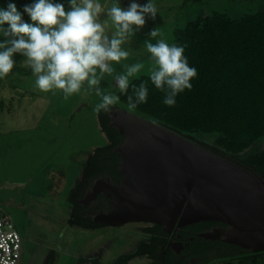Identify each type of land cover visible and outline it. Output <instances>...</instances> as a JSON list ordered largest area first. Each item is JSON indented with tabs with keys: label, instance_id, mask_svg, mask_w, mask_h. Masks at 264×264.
I'll use <instances>...</instances> for the list:
<instances>
[{
	"label": "rangeland",
	"instance_id": "obj_1",
	"mask_svg": "<svg viewBox=\"0 0 264 264\" xmlns=\"http://www.w3.org/2000/svg\"><path fill=\"white\" fill-rule=\"evenodd\" d=\"M34 0H0V9L14 3L26 23H33L23 11ZM70 10V0H53ZM133 0H118L127 8ZM144 5L149 0H135ZM105 8L113 0H100ZM157 8L156 18L146 17L145 26L122 45L130 51L123 64L137 62L145 65L139 77L148 75L150 54L144 41L156 27L168 43L175 40V30L189 21L214 12L232 17L253 12L264 0H152ZM107 19L102 13L100 20ZM8 24L0 25L7 29ZM109 28L111 25L109 22ZM109 30L108 35L111 36ZM0 34H3L0 32ZM156 39H159L157 37ZM155 43V39H152ZM21 60L22 71L6 76L0 89V209L7 211L22 236L23 254L18 264H44L50 251L56 253L55 264H76L80 258H97L109 264L121 254L132 252L135 243L145 236L139 227L142 221L102 224L96 228L71 226L73 187L81 176L84 162L96 147L107 143L101 129L99 113L94 111L100 97L75 94L63 99L59 90L41 92L35 87L36 77ZM121 65L113 66L117 73ZM134 78H130V81ZM100 87L117 95L113 77L105 75ZM116 108L129 110L120 101ZM132 111V110H129ZM198 141L214 144L218 132H195ZM264 148V136L259 141ZM253 251H236L224 258L233 264H264V258ZM132 260L129 264H141Z\"/></svg>",
	"mask_w": 264,
	"mask_h": 264
},
{
	"label": "trees",
	"instance_id": "obj_2",
	"mask_svg": "<svg viewBox=\"0 0 264 264\" xmlns=\"http://www.w3.org/2000/svg\"><path fill=\"white\" fill-rule=\"evenodd\" d=\"M5 39L0 34V42ZM173 43L187 45L184 54L189 65L197 69L198 75L191 81L192 89L178 94L175 106L169 107L163 103L164 93L155 88L148 75L134 78L130 81L128 94H132V84L138 86L144 81L149 94L147 103L138 105L132 112L177 131L264 176V148L259 145L264 136V5L240 17L214 12L189 21L175 30ZM23 58L19 54L14 56L16 64L8 75L22 71L20 63ZM3 79H0V89ZM117 95L127 105L126 95L119 89ZM99 122L107 143L88 154L81 176L76 180L69 220L71 226L82 223L76 198L85 180L91 182L107 176L113 183H119L122 179L119 170L121 155L116 149L125 136L110 124L109 112L101 111ZM199 131L218 132L219 135L214 144H209L196 140L193 133ZM203 222L226 226L217 220H203L187 227L195 229ZM83 225L96 228L102 223L90 221ZM156 225L161 229L159 224ZM209 241L207 252L212 255L203 264H233L224 257L245 250L222 239ZM254 255L263 258L262 252Z\"/></svg>",
	"mask_w": 264,
	"mask_h": 264
},
{
	"label": "water",
	"instance_id": "obj_3",
	"mask_svg": "<svg viewBox=\"0 0 264 264\" xmlns=\"http://www.w3.org/2000/svg\"><path fill=\"white\" fill-rule=\"evenodd\" d=\"M109 115L125 136L116 149L122 179L100 177L92 183L87 200L103 193L111 205L95 215V223L151 221L171 232L217 220L226 226L198 235L264 250V176L132 111L112 108Z\"/></svg>",
	"mask_w": 264,
	"mask_h": 264
},
{
	"label": "clouds",
	"instance_id": "obj_4",
	"mask_svg": "<svg viewBox=\"0 0 264 264\" xmlns=\"http://www.w3.org/2000/svg\"><path fill=\"white\" fill-rule=\"evenodd\" d=\"M23 11L33 23L24 22L14 3L0 9V25L9 26L0 28L6 38L0 42V79L12 71L16 64L14 56L19 54L32 70L35 87L41 92L55 94L59 90L63 99L68 100L75 94L88 95L94 91L100 97L94 111L108 113L120 103V96L100 87L107 75L113 77L119 92L126 95L129 110L147 103L146 81L138 86L132 84V94H128L130 78H139L145 65L140 62L121 65V62L131 54L122 45L145 26L147 16L156 18L157 8L152 0L144 5L133 0L126 9L118 0L107 8L100 0H70L67 11L62 3L53 0H34ZM102 13L107 14L103 22ZM148 35L155 39V43L152 39L144 41L151 60L148 77L164 93L163 103L173 107L178 94L192 89L197 69L189 65L184 54L187 45L168 43L159 27ZM113 63L121 65L123 72L117 73Z\"/></svg>",
	"mask_w": 264,
	"mask_h": 264
},
{
	"label": "flooded vegetation",
	"instance_id": "obj_5",
	"mask_svg": "<svg viewBox=\"0 0 264 264\" xmlns=\"http://www.w3.org/2000/svg\"><path fill=\"white\" fill-rule=\"evenodd\" d=\"M100 177L109 178L107 176ZM97 179L91 182L85 180L81 185L78 191L79 196L76 198V202L80 205L78 212L81 219L80 217H76V219H80L82 223L73 226L87 228L83 225L84 223L93 221L98 212H107L111 209L110 198L103 193L98 194L94 199L87 200V192ZM187 226L178 229L174 228L171 232H166L162 229V226L159 229L156 222L142 221L139 229L145 236L135 243V248L132 252L121 254L109 264H129L132 260H142L141 264H203L208 256L212 255V253L207 252L209 240L211 239H206L198 234L223 225L203 222L202 226L196 225L195 229H190ZM52 251L47 255L44 264H52ZM53 252L54 262L56 263V253L55 251ZM127 255L131 256L126 258ZM76 264L101 263L97 258H84V260L80 258Z\"/></svg>",
	"mask_w": 264,
	"mask_h": 264
},
{
	"label": "built area",
	"instance_id": "obj_6",
	"mask_svg": "<svg viewBox=\"0 0 264 264\" xmlns=\"http://www.w3.org/2000/svg\"><path fill=\"white\" fill-rule=\"evenodd\" d=\"M22 241L11 215L0 209V264H18L22 256ZM261 252L264 258V250Z\"/></svg>",
	"mask_w": 264,
	"mask_h": 264
},
{
	"label": "bare ground",
	"instance_id": "obj_7",
	"mask_svg": "<svg viewBox=\"0 0 264 264\" xmlns=\"http://www.w3.org/2000/svg\"><path fill=\"white\" fill-rule=\"evenodd\" d=\"M100 186H101V185H100ZM101 187H102V186H101ZM104 189H105V188H104ZM215 233H216V232H215ZM215 233L213 232V233H211V234H213V235H214ZM224 236H225V234H224Z\"/></svg>",
	"mask_w": 264,
	"mask_h": 264
},
{
	"label": "crops",
	"instance_id": "obj_8",
	"mask_svg": "<svg viewBox=\"0 0 264 264\" xmlns=\"http://www.w3.org/2000/svg\"><path fill=\"white\" fill-rule=\"evenodd\" d=\"M22 248H23V244H22ZM22 254H23V250H22ZM22 257V256H21Z\"/></svg>",
	"mask_w": 264,
	"mask_h": 264
}]
</instances>
